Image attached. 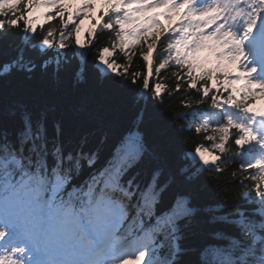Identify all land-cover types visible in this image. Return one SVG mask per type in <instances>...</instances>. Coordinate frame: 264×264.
<instances>
[{
  "label": "snow or ice",
  "instance_id": "6c2138e0",
  "mask_svg": "<svg viewBox=\"0 0 264 264\" xmlns=\"http://www.w3.org/2000/svg\"><path fill=\"white\" fill-rule=\"evenodd\" d=\"M95 2L0 0V44L17 42L0 61V264H264V111L247 106L264 92V0H99L81 43ZM225 62L238 74L221 85ZM123 93L139 107L119 132ZM153 116L202 135L176 171ZM226 171L247 190L202 205L193 182Z\"/></svg>",
  "mask_w": 264,
  "mask_h": 264
},
{
  "label": "trees",
  "instance_id": "16d2710c",
  "mask_svg": "<svg viewBox=\"0 0 264 264\" xmlns=\"http://www.w3.org/2000/svg\"><path fill=\"white\" fill-rule=\"evenodd\" d=\"M101 9H103V7H101ZM53 23L59 27V17H57ZM46 27L47 25H45V28ZM39 38L40 33L38 31L34 39L38 40ZM16 43L17 42L7 41L3 44H0V61L6 59L8 55H15L14 49L16 47ZM129 55L131 57V61H134L131 62V70L145 72L146 70L143 66V61L139 58V56H132L131 53ZM91 58L92 54L90 53L89 59ZM119 62L121 64H125L126 66L130 63V61L124 60L122 58L119 60ZM161 75H165V73L162 71ZM139 87V84L136 85L132 88V91L138 90ZM121 95L126 102L120 105L117 114V130L119 132H125L134 128V122L139 106L131 102L130 94L123 93ZM223 95L226 97L227 94L223 93ZM179 98V94H177V96L173 97L171 100L165 98L163 106L165 116H169L171 113L184 110L179 107ZM247 106L250 107L251 104L248 103ZM152 121L153 127L158 130V134L156 136H149V144L152 147L162 148L164 150L166 171L178 170L186 163V161L181 158L184 150L193 149L196 143L202 142V135L196 136L194 132H189L186 130V128L181 129L179 122L176 124H171L168 121L160 119L159 116H153ZM236 167H238V165ZM244 175H248V173L245 172ZM229 177L230 172L228 171L222 175L212 172H204L202 175H200L193 183L196 191L201 195V204H237V198L243 191H246L247 189L239 188L236 185L226 183ZM246 183L249 185V187H251V181H246ZM234 210L235 208H225L222 211L231 212Z\"/></svg>",
  "mask_w": 264,
  "mask_h": 264
},
{
  "label": "rangeland",
  "instance_id": "374dc122",
  "mask_svg": "<svg viewBox=\"0 0 264 264\" xmlns=\"http://www.w3.org/2000/svg\"><path fill=\"white\" fill-rule=\"evenodd\" d=\"M48 11L50 12V9H40L38 12H36L34 15L37 16L39 19H37L36 23H44L43 17L40 16L41 12H45ZM158 11V10H156ZM83 16L82 17V23L80 21H77L78 24H80V33H79V40L81 41V43H85V41L88 39L87 37V30L91 27L92 23H94V20H90L88 19V16L91 15L93 17L98 16V11H97V7L93 6V8L91 10L89 9H85L83 12ZM160 22L162 24H164L166 27H171L172 25H174L176 23V21L178 20V17H173V19L171 21H169L168 19H165L164 17H159ZM153 31H156L155 29H153ZM75 35V34H74ZM227 63V62H225ZM238 74V72L236 73ZM259 94H261L262 96H264V92H259Z\"/></svg>",
  "mask_w": 264,
  "mask_h": 264
},
{
  "label": "bare ground",
  "instance_id": "6f19581e",
  "mask_svg": "<svg viewBox=\"0 0 264 264\" xmlns=\"http://www.w3.org/2000/svg\"><path fill=\"white\" fill-rule=\"evenodd\" d=\"M98 5V2L96 1L95 3H94V6H97Z\"/></svg>",
  "mask_w": 264,
  "mask_h": 264
}]
</instances>
